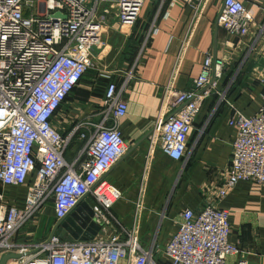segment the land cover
Segmentation results:
<instances>
[{
  "label": "built area",
  "instance_id": "obj_1",
  "mask_svg": "<svg viewBox=\"0 0 264 264\" xmlns=\"http://www.w3.org/2000/svg\"><path fill=\"white\" fill-rule=\"evenodd\" d=\"M145 3L0 0V184L28 189L22 207L10 205L0 192V261L5 254L34 252L19 264H231L236 258L234 264H250L230 241V214L219 203L242 181L264 184V103L253 117L232 108L229 125L238 136L225 181L201 210H184L177 233L156 250H144L140 241L142 200L133 225L125 227L112 212L124 196L107 179L129 149L118 124L128 111L124 94L133 70L121 85L106 86L100 121L76 123L66 132L57 125L68 97L98 68L103 36L113 22L134 28ZM220 10L218 25L242 44L256 19L243 0H223ZM205 59L190 89L166 90L168 113L148 134L145 172L158 149L175 161L187 160L201 105L212 94L226 101L219 91L225 60L212 54ZM77 140L84 145L68 160ZM88 199L94 203L92 221L100 228L93 240H67L53 232L35 245L13 241L50 204L58 224Z\"/></svg>",
  "mask_w": 264,
  "mask_h": 264
},
{
  "label": "crops",
  "instance_id": "obj_2",
  "mask_svg": "<svg viewBox=\"0 0 264 264\" xmlns=\"http://www.w3.org/2000/svg\"><path fill=\"white\" fill-rule=\"evenodd\" d=\"M243 2L256 23L240 44L239 37L217 23L223 0H146L134 28L127 30L113 22L103 36L106 44L99 50L98 68L85 75L59 112L57 125L65 132L83 121L97 123L108 83L121 85L133 70L124 94L128 111L118 124L129 149L107 179L124 196L112 212L125 227L133 225L137 202L142 200L144 250L165 248L179 230L181 213L201 210L210 192L225 181L238 136V130L229 125L232 108L253 117L264 103V0ZM208 54L225 60L219 91L226 93V101L212 94L201 105L187 160L175 161L158 149L145 172L148 134L168 113L166 90L190 89ZM83 145L77 140L67 159L72 160ZM0 192L10 205L22 207L28 189L0 184ZM219 207L230 214V241L243 251V258L250 264H264V184L240 182ZM56 225L50 204L13 241L35 245L53 234Z\"/></svg>",
  "mask_w": 264,
  "mask_h": 264
},
{
  "label": "water",
  "instance_id": "obj_3",
  "mask_svg": "<svg viewBox=\"0 0 264 264\" xmlns=\"http://www.w3.org/2000/svg\"><path fill=\"white\" fill-rule=\"evenodd\" d=\"M93 205L94 203L89 199L80 202L67 219L57 224L54 233L58 232L67 240L78 238L83 241L93 240L100 229L96 222L92 221ZM25 256L28 254H5L0 264H7L10 260H19Z\"/></svg>",
  "mask_w": 264,
  "mask_h": 264
}]
</instances>
